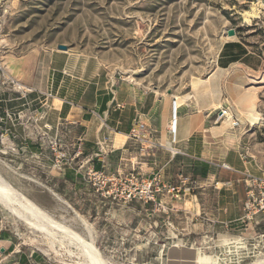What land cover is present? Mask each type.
<instances>
[{"label": "rangeland", "instance_id": "rangeland-1", "mask_svg": "<svg viewBox=\"0 0 264 264\" xmlns=\"http://www.w3.org/2000/svg\"><path fill=\"white\" fill-rule=\"evenodd\" d=\"M226 39L241 40L261 59L246 88L258 100L251 131L263 142L257 152L264 158V0H0V98L39 89L55 93L52 52L65 50L88 60L91 74L124 77L178 100L194 99L201 82L208 90L219 86L209 76ZM36 107L32 102L31 111ZM9 114L0 113V173L54 219L94 241L111 263L178 264L182 258L184 264H264V212L251 221L240 216L238 230L235 221L222 222L229 236H217L221 229L212 220L208 229L189 236L183 209L175 217L160 212L153 217L157 225L150 226L145 211L147 223L141 225L131 213L127 224L112 225L85 191L63 192L65 185L55 183L53 150L38 143L34 114L24 118L32 126V151L6 140V117L22 120L16 109L9 108ZM39 149L46 156H38ZM18 217L0 199V264H88L78 241Z\"/></svg>", "mask_w": 264, "mask_h": 264}, {"label": "crops", "instance_id": "crops-1", "mask_svg": "<svg viewBox=\"0 0 264 264\" xmlns=\"http://www.w3.org/2000/svg\"><path fill=\"white\" fill-rule=\"evenodd\" d=\"M227 42H240L243 47H225ZM234 52L237 59L232 58ZM51 61L55 62L53 68L57 71L51 84L55 93L46 95L39 89L21 94L8 92L6 98H0V113L9 115V108H13L22 115L18 122L6 117L8 142H17L23 149L32 151L30 146L34 140L29 134L32 126L24 118L34 114V127L40 135L38 143L52 147V166L60 148L69 154L79 148L83 150V157H92L96 168H105L109 173L137 170L143 176H151L160 171L165 181L177 182L182 172L195 183L180 198L171 194L162 196L168 206L166 215L175 217L183 209L188 217L189 236L191 231H204L213 223V227L221 229L217 236H229L231 230L221 223L227 222L225 226H228V222L242 215L246 173L264 174V158L257 152L263 142L251 131L254 123L251 112L258 100L246 88L251 70L261 64L260 56L241 40L226 39L219 49L215 70L209 76L219 86L208 90L206 82H201L194 99L185 100L142 88L128 78L116 79L99 72L91 74L88 60L65 50L52 52ZM229 99L232 110L241 119L238 127L220 116L219 107ZM32 102L37 105L34 112ZM138 119L145 122L146 128L141 137H133L129 133ZM54 140L59 141V147L53 144ZM37 151L38 156H46V151ZM74 165L53 167L55 183L65 185L60 187L61 191H85L92 203L104 210L105 218L112 225L127 224L131 213L141 225L144 221L147 223L142 218L144 211L150 217V226L158 224L153 217L160 212H153L141 202L121 205L101 197L82 179ZM233 223V230H238L240 224ZM201 255L198 251V260ZM177 262L184 264L185 259Z\"/></svg>", "mask_w": 264, "mask_h": 264}, {"label": "built area", "instance_id": "built-area-1", "mask_svg": "<svg viewBox=\"0 0 264 264\" xmlns=\"http://www.w3.org/2000/svg\"><path fill=\"white\" fill-rule=\"evenodd\" d=\"M219 111L220 116L229 119L232 126L241 125V119L229 103L221 105ZM145 128V122L135 120L129 134L141 137ZM53 144L56 147L60 146L58 140H54ZM67 163H75V169L81 174L82 179L101 197L121 205L141 202L150 206L153 212H167L168 206L162 197L164 194L180 198L186 191H190L195 183L192 177L182 172L178 174L177 182L165 181L160 171L154 172L151 176H143L137 170L109 173L105 168H96L92 164V157H83V150L79 148L72 154L65 148L58 150L54 166L60 167ZM224 165L229 167L226 163ZM259 212H264V174L246 173V192L241 219L251 221Z\"/></svg>", "mask_w": 264, "mask_h": 264}, {"label": "bare ground", "instance_id": "bare-ground-1", "mask_svg": "<svg viewBox=\"0 0 264 264\" xmlns=\"http://www.w3.org/2000/svg\"><path fill=\"white\" fill-rule=\"evenodd\" d=\"M0 199L11 209L13 213L16 214V216H19L20 218L26 220L29 225L47 232H51L52 229H57L62 231V233H64L66 236H69L70 239L78 241L84 249L88 264H113L101 255L94 241L87 240L85 237H83L82 234L71 228V226H68L63 222L54 219L52 217L53 215L51 216L49 212L43 209L33 199L29 198L22 192H18L17 189L5 177H3L1 173Z\"/></svg>", "mask_w": 264, "mask_h": 264}, {"label": "trees", "instance_id": "trees-1", "mask_svg": "<svg viewBox=\"0 0 264 264\" xmlns=\"http://www.w3.org/2000/svg\"><path fill=\"white\" fill-rule=\"evenodd\" d=\"M227 46H230V47H232V48H234V47H243L242 46V44L240 43V42H227L226 44H225V47H227ZM224 47V48H225ZM244 49V48H243ZM234 55H232V58L233 59H237L238 58V56L235 54V52L233 53Z\"/></svg>", "mask_w": 264, "mask_h": 264}, {"label": "water", "instance_id": "water-1", "mask_svg": "<svg viewBox=\"0 0 264 264\" xmlns=\"http://www.w3.org/2000/svg\"><path fill=\"white\" fill-rule=\"evenodd\" d=\"M234 32L235 31L233 29H230V34H234ZM58 47L61 48V49H66L67 48V46L65 44H63V43L58 44Z\"/></svg>", "mask_w": 264, "mask_h": 264}]
</instances>
